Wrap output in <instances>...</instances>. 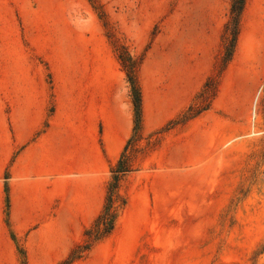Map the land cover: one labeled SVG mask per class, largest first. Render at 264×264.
Here are the masks:
<instances>
[{
    "label": "rangeland",
    "instance_id": "374dc122",
    "mask_svg": "<svg viewBox=\"0 0 264 264\" xmlns=\"http://www.w3.org/2000/svg\"><path fill=\"white\" fill-rule=\"evenodd\" d=\"M94 1L0 0L1 88L38 112L68 110L74 141L80 113L101 109L110 143L100 167L89 163L81 142H72L69 212L56 214L49 261L28 256L24 245L13 256L0 246V264H63L84 245L70 264H264V81L248 106L249 119L256 101L261 134L251 130L237 140L250 147L237 176L225 148L182 143L189 122L182 115L211 106L221 80L229 84L235 75L225 78L233 57L221 69L233 44V0ZM252 27L264 30V21ZM116 50L138 63V134ZM209 78L217 85L204 88ZM126 117L131 143L124 164L131 171L114 189L112 171L126 146L114 148L112 141ZM94 185L102 203L91 220L86 210ZM106 206L107 219L96 225ZM103 224H113L112 231L95 238Z\"/></svg>",
    "mask_w": 264,
    "mask_h": 264
},
{
    "label": "crops",
    "instance_id": "0c3cea01",
    "mask_svg": "<svg viewBox=\"0 0 264 264\" xmlns=\"http://www.w3.org/2000/svg\"><path fill=\"white\" fill-rule=\"evenodd\" d=\"M257 20L264 21V0H245L236 49L224 73L226 80L229 74L235 75L229 84L224 85L221 80L211 106L190 119L182 131L184 144L189 143L200 150H211L210 143L225 148L230 172L235 176L240 162L250 150L249 146L237 140L252 130L248 106L255 93L253 90H256L254 87L264 81V30L253 29L252 25ZM1 86L0 246L4 247L7 255L13 256L14 247L24 245L28 256L34 254L40 261H49V256L54 254L56 214L69 212L66 204H69L70 197L72 142H81L88 149L89 163H98L101 167L104 144L107 151L110 148L105 137L107 129L101 109L85 110L80 113L84 120L78 122L79 132L75 131L74 141L68 110L38 112L34 105H23L13 99L18 96L8 94L7 89ZM184 107L171 117L181 113ZM128 119L126 117L123 121L118 139L112 141L114 148L125 147L129 140L131 120ZM117 132H113L114 137ZM201 158L197 164L202 162ZM93 189L88 195L90 203L86 210L91 220L98 212L97 206L101 207L102 203V196H97L95 185Z\"/></svg>",
    "mask_w": 264,
    "mask_h": 264
},
{
    "label": "trees",
    "instance_id": "16d2710c",
    "mask_svg": "<svg viewBox=\"0 0 264 264\" xmlns=\"http://www.w3.org/2000/svg\"><path fill=\"white\" fill-rule=\"evenodd\" d=\"M91 3H95L94 0H88ZM245 0H233V4L231 7V13L230 15H232V22L234 25V32H233V44L231 45V51L230 53H228L224 64L221 66V69H225V66H227V64L230 62L231 57L233 55L234 49H235V44L237 42V37H238V32H239V19H240V15L244 6ZM235 13V14H234ZM235 16V17H234ZM117 53V50H116ZM117 58L118 60L122 63V65L124 66V68H126V76L128 79V83L130 86V97L132 98V104H133V109H134V134H138L139 130H140V126H141V95H140V91L139 88L137 86V82H136V70L138 67V63L133 60L131 57H127V60L124 61L123 56L118 52L117 53ZM127 64V65H126ZM222 70H219L222 71ZM215 82L217 85V81H215L214 78H209L208 81L206 82L204 88H207V86L209 85L210 82ZM215 92L217 93V91L215 90ZM215 92L212 95V99L213 97H215ZM204 93L202 92L200 94V97L203 95ZM211 102V101H210ZM210 102L208 103V105L201 111L196 112L194 115H191L190 113H186L182 115V118H184L185 116H187L185 121H188L194 117H196L197 115H199L200 113H202L203 111L207 110L210 106ZM194 108V105L190 106V108L188 109V112H191L192 109ZM131 140L128 141L124 153L121 155V157L119 158L117 165L115 166V168L112 171L113 174V180H114V189L116 188L117 182L119 181V178L122 177L124 174L130 172V168L125 166L124 164V160H125V153L128 150L129 146H130ZM109 201V200H108ZM112 215V213H110ZM108 216V207L106 206L104 208V211L102 212V214L98 217L97 221H96V225L99 222H103L107 219ZM115 215L113 214V221H114ZM104 225V224H103ZM113 229V224L108 225H104V227L102 229H97L96 230V234L94 235L95 238H100L103 236L108 235ZM90 230H88L86 232L87 234H90ZM89 245H84V246H79L78 248H76V250H74L72 252V254L70 255L69 259L66 260L63 264H70L71 262H73L74 259H77L79 257V253L81 251L87 250Z\"/></svg>",
    "mask_w": 264,
    "mask_h": 264
},
{
    "label": "built area",
    "instance_id": "2783aa9c",
    "mask_svg": "<svg viewBox=\"0 0 264 264\" xmlns=\"http://www.w3.org/2000/svg\"><path fill=\"white\" fill-rule=\"evenodd\" d=\"M255 107H256V101H254V104H253V107H252V110H251V123H252V133L253 134H261V131H257L255 129V121H256V111H255Z\"/></svg>",
    "mask_w": 264,
    "mask_h": 264
}]
</instances>
